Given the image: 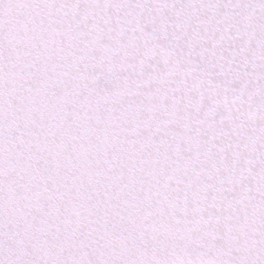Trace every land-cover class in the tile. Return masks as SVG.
<instances>
[{
  "label": "snow or ice",
  "instance_id": "6c2138e0",
  "mask_svg": "<svg viewBox=\"0 0 264 264\" xmlns=\"http://www.w3.org/2000/svg\"><path fill=\"white\" fill-rule=\"evenodd\" d=\"M0 264H264V0H0Z\"/></svg>",
  "mask_w": 264,
  "mask_h": 264
}]
</instances>
